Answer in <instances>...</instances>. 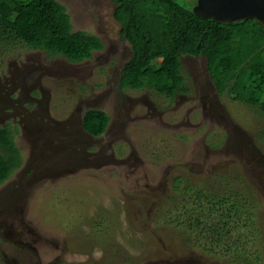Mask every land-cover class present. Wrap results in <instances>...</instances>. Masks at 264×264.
I'll return each instance as SVG.
<instances>
[{
	"label": "rangeland",
	"instance_id": "1",
	"mask_svg": "<svg viewBox=\"0 0 264 264\" xmlns=\"http://www.w3.org/2000/svg\"><path fill=\"white\" fill-rule=\"evenodd\" d=\"M55 1L102 49L0 50V127L21 157L0 184V264H264V115L218 95L202 57L180 58L172 98L121 89L113 0ZM89 109L108 117L99 138L79 128ZM241 192L243 215L212 198Z\"/></svg>",
	"mask_w": 264,
	"mask_h": 264
},
{
	"label": "trees",
	"instance_id": "2",
	"mask_svg": "<svg viewBox=\"0 0 264 264\" xmlns=\"http://www.w3.org/2000/svg\"><path fill=\"white\" fill-rule=\"evenodd\" d=\"M194 5L195 0H113L112 18L131 52L118 86L172 98L186 90L180 58L202 57L218 95L226 93L264 115V28L250 19L229 25L203 20L192 13ZM15 45L59 55L68 62L83 61L102 49L98 37L72 31L65 9L55 0H0V50ZM107 122L104 112L89 109L81 126L99 137ZM13 136L10 128L0 127V184L21 164ZM189 191L186 185L180 197ZM244 195L212 198L224 206V216L232 217L251 209L250 195ZM195 196L204 194L197 191ZM195 226L190 223L184 229Z\"/></svg>",
	"mask_w": 264,
	"mask_h": 264
},
{
	"label": "water",
	"instance_id": "3",
	"mask_svg": "<svg viewBox=\"0 0 264 264\" xmlns=\"http://www.w3.org/2000/svg\"><path fill=\"white\" fill-rule=\"evenodd\" d=\"M192 13L223 25L250 19L264 28V0H195Z\"/></svg>",
	"mask_w": 264,
	"mask_h": 264
},
{
	"label": "flooded vegetation",
	"instance_id": "4",
	"mask_svg": "<svg viewBox=\"0 0 264 264\" xmlns=\"http://www.w3.org/2000/svg\"><path fill=\"white\" fill-rule=\"evenodd\" d=\"M99 51H100V50H99ZM95 52H98V51H95ZM212 87H213V86H212ZM108 124H109V120H108V122H107L106 128H105V130H104V132H103L102 135H104V134L106 133V131H107V127H108ZM79 128H80L81 131H83L85 134H87L88 136H90V137H92V138H99V137L102 136V135H101V136H99V137H93V136L89 135L88 133H86V132L82 129V126H81V120H80ZM4 182H5V181H4Z\"/></svg>",
	"mask_w": 264,
	"mask_h": 264
}]
</instances>
